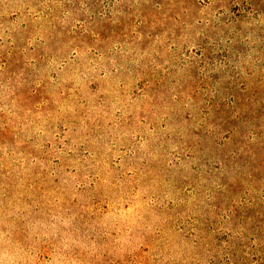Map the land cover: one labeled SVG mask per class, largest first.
Segmentation results:
<instances>
[{
  "label": "rangeland",
  "instance_id": "obj_1",
  "mask_svg": "<svg viewBox=\"0 0 264 264\" xmlns=\"http://www.w3.org/2000/svg\"><path fill=\"white\" fill-rule=\"evenodd\" d=\"M0 264H264V0H0Z\"/></svg>",
  "mask_w": 264,
  "mask_h": 264
}]
</instances>
